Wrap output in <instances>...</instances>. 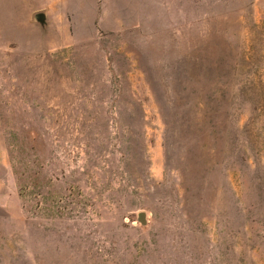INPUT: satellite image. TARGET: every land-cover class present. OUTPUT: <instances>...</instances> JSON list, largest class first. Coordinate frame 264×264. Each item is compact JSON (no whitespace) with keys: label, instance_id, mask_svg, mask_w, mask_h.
Listing matches in <instances>:
<instances>
[{"label":"rangeland","instance_id":"374dc122","mask_svg":"<svg viewBox=\"0 0 264 264\" xmlns=\"http://www.w3.org/2000/svg\"><path fill=\"white\" fill-rule=\"evenodd\" d=\"M0 264H264V0H0Z\"/></svg>","mask_w":264,"mask_h":264},{"label":"water","instance_id":"95a60500","mask_svg":"<svg viewBox=\"0 0 264 264\" xmlns=\"http://www.w3.org/2000/svg\"><path fill=\"white\" fill-rule=\"evenodd\" d=\"M34 19L44 27L46 25V15L43 12H38L34 15ZM137 221L141 224H146V214L144 212H140L137 217Z\"/></svg>","mask_w":264,"mask_h":264}]
</instances>
